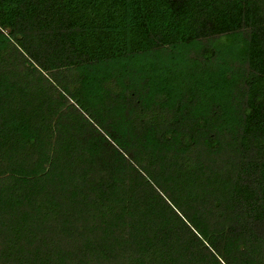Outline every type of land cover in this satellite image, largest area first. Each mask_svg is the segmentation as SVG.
I'll list each match as a JSON object with an SVG mask.
<instances>
[{
  "label": "trees",
  "instance_id": "1",
  "mask_svg": "<svg viewBox=\"0 0 264 264\" xmlns=\"http://www.w3.org/2000/svg\"><path fill=\"white\" fill-rule=\"evenodd\" d=\"M0 264H264V0H0Z\"/></svg>",
  "mask_w": 264,
  "mask_h": 264
},
{
  "label": "rangeland",
  "instance_id": "2",
  "mask_svg": "<svg viewBox=\"0 0 264 264\" xmlns=\"http://www.w3.org/2000/svg\"><path fill=\"white\" fill-rule=\"evenodd\" d=\"M224 45H225V47H227V45H228V41H227Z\"/></svg>",
  "mask_w": 264,
  "mask_h": 264
}]
</instances>
